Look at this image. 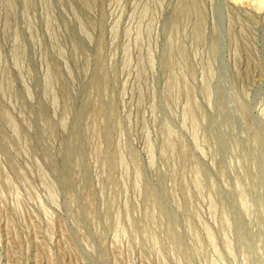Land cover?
<instances>
[{"label": "rangeland", "instance_id": "rangeland-1", "mask_svg": "<svg viewBox=\"0 0 264 264\" xmlns=\"http://www.w3.org/2000/svg\"><path fill=\"white\" fill-rule=\"evenodd\" d=\"M0 264H264V0H0Z\"/></svg>", "mask_w": 264, "mask_h": 264}]
</instances>
